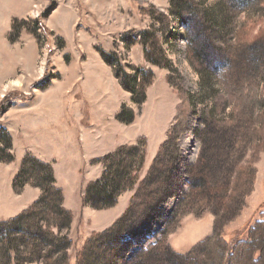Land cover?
I'll use <instances>...</instances> for the list:
<instances>
[{
	"label": "rangeland",
	"instance_id": "obj_1",
	"mask_svg": "<svg viewBox=\"0 0 264 264\" xmlns=\"http://www.w3.org/2000/svg\"><path fill=\"white\" fill-rule=\"evenodd\" d=\"M14 1L17 4L15 11L13 0H0V43L3 39L5 44L13 49H31L35 52L37 61L31 72H19L17 78H23L24 81L21 82L20 93L0 94L3 95V98H0V129H6L13 121L17 125L22 119L30 120V123L25 124L27 131L22 127L18 130V153L36 152L41 157L55 160L58 163L56 175L59 186L63 189L69 185L74 187L70 190L75 195V201L71 199L70 206H77L81 210L73 214L67 209L72 214L69 228L54 230V233L57 232L71 242L66 251L69 264H77L78 253L93 234L92 223L84 212H87L85 209H94L83 207L81 203L88 184L100 179L97 178L98 169L93 168L99 164H92L94 160L89 161L92 169H85L83 162L87 156L99 155L109 147L104 140L109 136L106 126L108 124L110 134L115 138L113 145H117L116 141L128 139L126 145L140 147L131 175L132 178L136 177L135 184L118 197L119 202L125 203L126 206L123 215L141 181L147 176L158 149L166 141L175 119L178 118L181 122L182 134L178 141L180 156L172 178L175 184L181 185V191H177L175 199H170L161 207V217L155 221V230L131 249L127 261L131 263L141 249H150L156 244L157 238L180 204L182 208L173 224L174 231L166 239L170 250L174 254L184 256L195 246L212 237L215 222L212 206L200 208L193 200L183 196L188 191L187 174L197 161L204 120L209 119V111H213L214 121L222 124L232 118L235 109L236 96L231 95L232 87L228 89L226 86L223 77L225 70L222 67L224 61L221 59L228 61V56L237 51L238 44L251 45L264 37V14L245 13L247 9L239 10L228 15V24H224L225 20L221 18L222 14L218 8L220 0H193L197 5L193 2L189 5L193 10L196 9L195 12L184 15L188 33L182 21L173 14L171 0ZM257 1L264 3V0L255 2ZM9 5H13L12 10ZM195 22L201 25L197 33L193 30ZM145 32L150 34L148 49L152 50L151 46L162 47L159 57L161 66L153 65L144 58L145 47L139 42ZM189 36L194 39L192 43L189 42ZM198 40L206 46L203 68L210 65L207 68V73L211 74V77L208 76V83L202 82L198 73L201 66L195 64L191 58L190 48L199 49ZM2 53L4 51L1 47L0 55ZM102 53L112 56L122 75L129 74L137 79V72L142 71V76H147L146 79L150 81L145 87L146 100L142 105L135 104L131 94L120 89L118 80L109 74L112 67L103 61ZM97 62H101L109 72L98 70ZM59 63L63 65L66 74L61 73ZM80 65L81 77L78 72ZM258 65L261 66L262 61H259ZM236 66L239 68V63ZM136 69L138 71H135ZM73 71L77 72V80H83L77 86L80 87L77 94L82 98L75 99V92L62 103L56 93L60 84L56 83L62 84ZM241 71L243 74L246 70ZM148 74L152 75L151 79ZM257 77L259 82L256 81L258 85L254 86V89L259 91V94L256 95L257 105L252 112L254 126L258 123L257 108H264L263 68ZM126 80L130 82L128 78ZM13 81L7 83L9 87L20 84L19 81ZM65 83L69 88V84ZM53 85L57 87H52ZM49 87L52 88L47 89ZM44 89L47 90L41 92L39 102L33 104L27 116L14 117L13 120V116L11 118V114L9 116L6 112L15 97L31 98L35 91ZM74 100L79 107L69 106ZM260 102L261 107L258 106ZM122 108L124 118L133 116L134 120L124 127L123 135L120 136L112 132L117 128L110 122V117L115 116ZM63 116H66L65 122L62 120ZM76 117L77 124L74 126L75 130H72L70 125L75 123H69V120ZM103 119H109V122ZM7 132L9 134V131ZM98 132H105L102 133V138ZM79 135L88 140L85 147L80 146ZM141 139L144 142H139ZM249 139L251 142H248ZM252 139L249 137L244 142L245 151L238 155L237 163L243 166L252 165L254 162L256 174L253 192L246 198L242 212L224 226L222 238L230 244L247 240L248 233L259 223H264V151L259 152L256 159L252 152L255 140L253 142ZM1 145L2 142L0 147ZM262 147L264 148V145ZM143 151V166L138 170ZM11 155L13 157V152ZM3 157L0 154V158ZM65 161L68 163V170L62 168ZM21 162L22 160L19 162L18 159H15L14 163L0 162V222L17 217L34 203L33 194L28 193L30 191L16 194L12 188ZM47 220H44L45 226L48 224ZM50 225L52 226L51 222ZM2 239L4 244H0V264L8 259L13 264L15 256H18L22 264H49L43 261V258H37L40 253L36 251L34 259L30 262L24 254L28 244L24 243L25 238L19 236L15 230L3 231ZM15 250L20 253L17 255ZM198 255L200 260H207L206 264H212L215 259L213 249H208L206 254L198 250Z\"/></svg>",
	"mask_w": 264,
	"mask_h": 264
},
{
	"label": "trees",
	"instance_id": "obj_2",
	"mask_svg": "<svg viewBox=\"0 0 264 264\" xmlns=\"http://www.w3.org/2000/svg\"><path fill=\"white\" fill-rule=\"evenodd\" d=\"M255 1L220 0L221 4L218 8L222 14L221 18L225 20L224 24H228V15L237 13L239 10L247 9L245 13L264 14V3ZM191 2L197 5L193 0H171L173 14L182 21L188 33L184 15L194 13L196 10L190 7ZM200 29L201 25L195 22L193 30L197 33ZM149 35L148 32L142 34L139 42L145 47L144 58L153 65L161 66L159 57L162 54V47L151 46L152 50L148 49ZM188 39L190 43L194 41L192 36ZM263 39L264 37L259 38L251 45L238 44L237 51L228 56V61L221 59L224 61L222 67L225 70L223 77L226 86L228 89L232 87L231 95L236 96L235 109H233L232 118L229 121L225 120L222 124L214 121L215 115L213 111H209V119L204 120L197 161L187 174L188 191L183 196L185 199L193 200L200 208L212 206L215 217L212 237L195 246L184 256L174 254L170 250L166 239L174 231L173 224L182 208L180 204L166 228L160 233L156 244L150 249H141L131 263L127 261L131 249L138 246L141 240L155 230V221L161 217V207L170 199H175L176 192L181 191V185L175 184L172 180L180 156L178 141L182 134L181 122L176 118L166 141L158 149L147 176L141 181L127 210L111 227L91 235L77 255V264H206L207 260H200L198 250L206 254L208 249H213L215 255L212 264H264L263 222L248 233L247 240L230 244L222 238L226 222L236 218L242 212L246 198L253 192L256 174L254 162L252 165L244 164L243 166L237 163L238 155L245 151L244 142L249 137L253 138V142L255 140L252 152L256 159L259 152L264 151L262 147L264 145V108L260 106L261 102L258 103L261 108H257V125L254 126L252 119V112L257 105L255 98L259 94L254 86L258 85L256 81L259 82L257 75L260 69H264ZM257 45L259 46L256 47ZM205 47L199 42V49H190L191 58L195 64L201 66L198 73L202 82L208 83V76L211 77V74L207 73L210 65L203 68L206 58ZM101 57L107 65L112 67L113 76L118 80L121 88L131 94L135 104L142 105L146 100L145 87L150 81L146 79L147 76H142L144 73L137 69L135 71H138L139 79L129 74L122 75L121 69L111 55L102 53ZM259 61H262L261 66L258 65ZM238 63L239 68L236 66ZM242 69L246 70L243 74ZM148 77L151 79L152 75L148 74ZM127 78L130 82L126 80ZM123 108L116 119L128 125L134 118L133 116L124 118ZM238 140L239 145H237ZM1 142L0 154L4 157L0 158V162H12L11 138L7 130L3 128L0 129ZM139 142L144 141L141 139ZM248 142H251V139ZM139 151V145H123L114 152L92 161V164L101 165L103 172L99 180L89 183L86 187L82 197L83 207L98 211L114 207L120 194L135 184L136 177L132 178L131 175ZM144 157L143 151L138 170L143 166ZM27 185L39 189L41 195L17 217L7 222H0V244L2 246L4 244L3 231L13 229L19 236L25 238L24 243L28 246L24 254L30 262L34 259L36 251L40 253V257L37 256V258L40 260L43 258V261L49 264H69L66 251L71 242L57 232L54 233V230L68 229L72 222V214L63 206V193L55 186L52 166L40 161L32 154H27L13 179L12 188L16 194H20ZM45 219H48L47 226H45ZM15 247L17 249L18 245ZM15 252L17 255L20 253L19 250ZM13 259V264H22L18 256ZM2 264L12 263L8 259Z\"/></svg>",
	"mask_w": 264,
	"mask_h": 264
},
{
	"label": "crops",
	"instance_id": "obj_3",
	"mask_svg": "<svg viewBox=\"0 0 264 264\" xmlns=\"http://www.w3.org/2000/svg\"><path fill=\"white\" fill-rule=\"evenodd\" d=\"M13 2H14V8H13V5H9L8 7L11 8V10L13 8V11H15L16 10L15 8H16L17 4H16V2L14 0H13ZM1 42L2 43H0V45H1L0 48L1 47L3 48L4 53H2L0 55V94L1 93L6 94L8 92L20 93L21 82H24V81L22 80L23 78L20 79V80L17 78L18 74H19V72H21V73H24L26 71L27 72H31V70H33V68L36 65V61H37L36 60V56H35V52L32 51L31 49H13L12 47H9L7 44H5L3 39H1ZM97 63H98L97 64V67H98L97 69L98 70H107L104 67V65L101 64V62H97ZM81 66L82 65H80V67H78V72H79L80 77H81V73H80ZM55 68H56V66H55ZM59 68H61V73H65L66 74V70L64 69L63 65H61V63H59ZM55 72H56V69H55ZM109 74L112 75L111 77L114 78L112 71ZM69 76H68L67 80H65L62 84L60 82L56 83V84H60L59 85L60 87H58L56 89V93L58 94V99L62 100V103H65V99L68 96L74 95L75 92H76L75 93V99L77 97L78 98L81 97V96H79L77 94V92L79 91V88H80V87L77 88V86L83 80L79 81V80L76 79L77 72H75V71H73V73L71 75H69ZM80 77H79V79H80ZM16 78H17V80H16ZM114 79L117 80L116 78H114ZM13 80L19 81L20 84L17 85V86L16 85H12L13 87H11V86L9 87L7 83L10 82V81H13ZM65 82H67L69 84L68 85L69 88L66 87V85H65L66 83ZM5 84H7V85H5ZM52 87H57V86L53 85ZM52 87H49L47 89H51ZM47 89L35 91L31 98L22 99L21 97H15L13 99V101L10 102V104H11L10 108L7 109L6 112L9 114V116L11 114V118L13 116V120H14V117L19 118V116L20 117L27 116V114H30V112H31L30 109L32 108L33 104L39 102V96H42L41 92L45 91ZM120 89H122L121 86H120ZM84 96L86 97V95H84ZM0 98H3V95H1ZM70 105L72 107L74 105V107H76V108L79 107L75 100L73 102H71V104H69V106ZM118 112L119 111L116 112L115 116H111L110 117V122L112 121L113 125L117 128L116 130H113L112 132L113 133H118L120 136H122L124 127H127V125L119 122L116 119V116H117ZM63 114H64V112H63ZM77 119L78 118L76 117V119H74V120H69V123L70 122L75 123L74 125H70V126H72V127H70V129L75 130L74 126L77 124ZM62 120H64V122H65L66 121V116L64 118H62ZM103 120H105V122L106 121L109 122V119H103ZM27 123H30V120L26 121V120L22 119V120L19 121V124H17V125L13 121V122H11L9 124V126L6 127L7 131H9V135H10L11 142H12V150H11V152H13V161L12 162L14 163L15 159H18V161L20 162V160H23L24 157L27 154H32L34 157H36L40 161L50 164L52 166V169H53V176H54V179H55V186L57 188L61 189V191L63 192V206L66 209L72 211L73 214H75L77 211H80L81 209L79 210L77 208V206H74V207L70 206L71 199H73L75 197L73 191H71L70 188L74 189V187L69 185V186H64V189H63V188H61L59 186L58 177L56 175V173H57V167L56 166H58V163L55 160H53V159H47L45 157H41V155H39V153H36V152L32 153V152L24 151L22 153H18V151L16 149V144H17L16 142L19 139V131L18 130H20L21 127H22V128H24L25 131H27L26 130L27 128L25 126V124H27ZM106 126H107V130L109 131V134H107V135H109V136L104 138V140H105V143L109 147L106 149V151H104L103 153H101L99 155H93L92 157H88L87 156L86 160L83 162L85 169H86V167L92 169L89 166L90 165L89 161L100 159V158H102V157L114 152L118 147L126 145V143L128 141V139H124V140L121 139L120 141H116L117 145H113V138L114 137H113L112 134H110L111 130L109 128V124L106 125ZM105 132H98V133L101 134L100 138H102V133H105ZM107 135H105V136H107ZM79 138L81 139L80 146L85 147V142L88 141V140H86L84 137H82L80 135H79ZM67 164L68 163H66V161H65V164L62 166V168L68 170L67 169ZM95 166H97V167H93V168L98 169V172H97L98 177L97 178H100V176L102 175V172H103V168H102L101 165H95ZM71 169H72V167H71ZM59 170H61V169H59ZM94 180H97V179H94ZM25 191H30L28 193H30V194L32 193L33 194V196H32V200H34L33 202L37 201V199L41 195V191L39 189L34 188V187L30 186V185L25 186L21 193L23 194ZM71 194H73V196ZM80 197H79V199L81 201ZM119 201H120V198L117 200V205L114 208H110L108 210H103V211H95L94 210V211H92L90 209H85V211H87V212H84V215H85V213H87L86 217H88L89 221L92 223V226H93L92 227V229H93L92 232L93 233H100V232H103L104 230L108 229L109 227H111L113 225V223L117 220V218H119L122 215V213L125 210L126 206H125V203H123V202L120 203ZM116 211H118V213ZM115 213H117V214L115 216H113Z\"/></svg>",
	"mask_w": 264,
	"mask_h": 264
}]
</instances>
